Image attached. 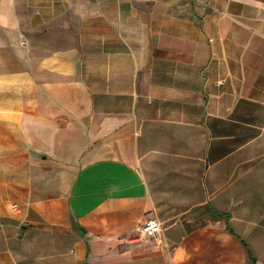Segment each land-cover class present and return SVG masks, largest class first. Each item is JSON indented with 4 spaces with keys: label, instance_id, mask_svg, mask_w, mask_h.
<instances>
[{
    "label": "crops",
    "instance_id": "1",
    "mask_svg": "<svg viewBox=\"0 0 264 264\" xmlns=\"http://www.w3.org/2000/svg\"><path fill=\"white\" fill-rule=\"evenodd\" d=\"M0 264H264V0H0Z\"/></svg>",
    "mask_w": 264,
    "mask_h": 264
},
{
    "label": "built area",
    "instance_id": "2",
    "mask_svg": "<svg viewBox=\"0 0 264 264\" xmlns=\"http://www.w3.org/2000/svg\"><path fill=\"white\" fill-rule=\"evenodd\" d=\"M12 208L15 210H19L18 205L12 204ZM161 224L159 220L154 216H149L143 222L140 228V234L143 237H158L161 233Z\"/></svg>",
    "mask_w": 264,
    "mask_h": 264
},
{
    "label": "rangeland",
    "instance_id": "3",
    "mask_svg": "<svg viewBox=\"0 0 264 264\" xmlns=\"http://www.w3.org/2000/svg\"><path fill=\"white\" fill-rule=\"evenodd\" d=\"M141 237H143L142 235H140Z\"/></svg>",
    "mask_w": 264,
    "mask_h": 264
}]
</instances>
